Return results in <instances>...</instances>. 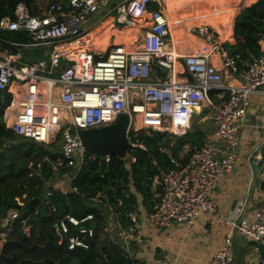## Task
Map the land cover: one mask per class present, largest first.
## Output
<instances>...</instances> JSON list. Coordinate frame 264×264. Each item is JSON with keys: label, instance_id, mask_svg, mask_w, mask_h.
<instances>
[{"label": "built area", "instance_id": "obj_1", "mask_svg": "<svg viewBox=\"0 0 264 264\" xmlns=\"http://www.w3.org/2000/svg\"><path fill=\"white\" fill-rule=\"evenodd\" d=\"M101 21L103 26L93 31ZM132 27H143L142 36L130 43H109L115 31ZM171 29L161 0H49L39 13H30L18 4L13 17L0 18V92L10 94L11 106L16 105L7 127L15 135L41 144L46 150L43 160L55 172L46 181L42 197L46 200L51 195L52 177L67 170L69 189L61 192L75 194L88 207H99L106 215L100 230L126 254L131 253V247L122 239L126 231L117 217L120 213L104 196L91 197L72 185L84 166L110 159V155H85L76 130L108 126L125 114L128 148L124 159L134 162L129 149L147 150L139 135L162 131L174 144L176 137L190 131L195 115L211 120L213 135L227 144L221 148L203 137L197 143L182 144L178 157L163 147L171 167L166 171L158 168L151 182L152 210L142 213L132 209L124 214L129 233L143 223L158 229L176 222L191 224L203 212L216 214L211 194L238 162L246 99L264 96V28L258 39L259 51L242 62V69L230 46L206 22L189 27L190 34L204 40L202 51L177 50L176 43L170 41ZM5 32L22 33L47 45L48 58L25 60L21 51L3 46ZM225 72L235 83L225 80ZM260 121L264 125V101ZM152 164L156 166V161ZM250 164H257L256 157L250 158ZM238 213L223 219L227 230L222 247L205 264H236L234 236L249 242L255 252L264 249V198L256 205L252 220ZM19 215L16 209L0 215V245ZM94 218L92 212L57 218L55 225L67 236L68 250L89 248L95 235Z\"/></svg>", "mask_w": 264, "mask_h": 264}, {"label": "trees", "instance_id": "obj_2", "mask_svg": "<svg viewBox=\"0 0 264 264\" xmlns=\"http://www.w3.org/2000/svg\"><path fill=\"white\" fill-rule=\"evenodd\" d=\"M39 1L44 6L38 7ZM232 1L237 11L245 5L234 19L233 40L230 46L232 55L242 69V62L247 61L250 55L257 54L259 49L258 39L264 28V0H256L253 3H250L253 0H229L228 3ZM48 2L49 0H0V18L13 17L18 4H23L30 13H39ZM181 2L182 0L174 3L170 0L168 3L175 6L181 5ZM211 7V4L205 7L198 6V10L204 12L203 16L188 15L190 21L194 20V17H197L198 21H203L206 19L205 15L210 13L213 16L208 18V23L222 30L218 26L221 23L218 21L219 15L213 10L210 11ZM222 17L223 15H220V18ZM231 21L232 16L228 17V23ZM5 33L6 40L9 38L17 41L26 40L22 33ZM10 99V94L0 92V215L13 208L14 204L26 207L35 197H39L42 202L29 216L32 223L27 225L28 233H23L25 222H21L22 215L14 220L11 230L4 235L3 243L0 245V264H51L50 261L52 264H136L135 260L127 258L123 249L100 230V223L106 215L104 216L99 207L96 205L88 207L86 202L75 194L60 190H52L46 200L42 197L45 183L54 171L43 160L46 150L41 144L35 142L40 146L38 149L35 148L32 142H25L6 126L3 112ZM198 134L197 130L188 131L184 136L176 137L174 144L171 143L169 134L162 131L139 135L138 139L144 142L147 150L129 149L128 152L135 159L134 162L110 156L108 162L89 163L82 168L72 185L86 191L91 197L104 196L105 202L120 213L117 217L125 224L127 221L124 214L132 209L138 210L136 194L141 196L145 210L147 212L152 210L155 198L151 182L158 168L166 171L171 167L161 149L168 147L173 155L178 157L182 144L195 143ZM152 160L156 161V166L152 164ZM89 212L95 216L92 223L95 235L89 240V248L68 250L67 236L55 225L57 218L67 213L81 217ZM70 230L73 231L74 228L70 226ZM260 256V264H264V249L261 250Z\"/></svg>", "mask_w": 264, "mask_h": 264}, {"label": "crops", "instance_id": "obj_3", "mask_svg": "<svg viewBox=\"0 0 264 264\" xmlns=\"http://www.w3.org/2000/svg\"><path fill=\"white\" fill-rule=\"evenodd\" d=\"M111 1L116 2L119 0ZM161 1L165 12H167L171 20L170 41L176 43L174 45L176 49L183 52H188L192 48L202 51L199 46L204 45V40L189 33L190 25L193 26L196 22H205L198 21L197 17H194L195 19L190 21V16L188 15H202V13L196 12L192 7L193 0H182L181 5L175 6L168 3L170 0ZM172 1L178 3L180 0ZM255 1L253 0L250 3ZM153 2L151 4L152 8L156 5V2ZM243 6H241L239 11H237V7L235 6H226V9L233 10L228 13V16L224 15L218 19L219 23L221 22L218 26L222 30H218L213 24H209L208 18L211 15L210 13H205L206 23L215 28L223 39L222 42H225L229 46H231L233 40L234 19L241 9H243ZM213 9L215 10L214 6L210 8V11ZM230 16H232V21L228 23V17ZM103 24L104 22L101 21L95 25L93 31L98 30ZM99 25L101 26L99 27ZM114 33L115 38H112L109 43L113 41L130 43L136 37L142 36L144 28H121ZM5 34H2L5 41L3 46L10 48L12 51H21L25 56V60L32 61L36 58H48L49 50L47 45L35 42L23 34L26 38L25 41H17L11 38L6 40ZM184 45L185 47H183ZM225 80L229 83H235L234 78L228 76L226 72ZM258 98L260 99L259 101ZM263 101L264 96L261 94L249 95L246 99L245 124L239 131V143L237 147L238 162L230 172L221 178L211 194L217 206L216 214L203 212L191 224L176 222L163 229L143 223V226L136 230L134 234H123L122 236V239H126L131 247L130 254H126L123 251L127 258L135 260L136 264H205L222 247L223 235L227 230L223 219L232 218L238 212L239 217L247 220L253 219L256 205L264 198V189L261 188V183L264 182V153H262V147H264V125L260 121ZM7 106L11 108H7ZM7 106L3 112V120L6 125H9L13 115L12 110L16 105L12 107L9 101ZM18 110L19 108L17 107L15 113ZM193 120L189 132L199 131L198 140L195 143L201 141L203 137H208L218 147L223 148L227 144L225 139L213 135L211 120H202L200 119V115H195ZM253 156L260 163L250 164V158ZM66 172L67 170H61L56 175L57 181L53 184V190L62 191L65 189L63 188L64 186L60 185L62 180L67 182L68 187V174ZM136 197L138 198V211L144 210V212H147L142 204L141 196L136 194ZM27 225L28 223L25 224L23 233H28L29 227ZM233 253L236 264L261 263L260 253L255 252L249 242L240 236L233 237Z\"/></svg>", "mask_w": 264, "mask_h": 264}, {"label": "water", "instance_id": "obj_4", "mask_svg": "<svg viewBox=\"0 0 264 264\" xmlns=\"http://www.w3.org/2000/svg\"><path fill=\"white\" fill-rule=\"evenodd\" d=\"M100 26L101 25H99V27ZM185 76L191 81V77L188 73H185ZM126 126L127 116L122 114L113 124L100 128L78 129L76 133L81 139L85 149V155H110L122 159L125 158L128 148ZM73 131L74 128L72 127L71 132ZM262 153H264V147H262ZM261 188L264 189V182L261 183ZM40 203L41 199L35 197L28 202L26 207L14 204L13 208L21 211L22 217L25 218L27 220L26 223L29 224L32 223L29 216L34 213L36 207ZM49 263L52 264L51 261Z\"/></svg>", "mask_w": 264, "mask_h": 264}, {"label": "rangeland", "instance_id": "obj_5", "mask_svg": "<svg viewBox=\"0 0 264 264\" xmlns=\"http://www.w3.org/2000/svg\"><path fill=\"white\" fill-rule=\"evenodd\" d=\"M40 2V1H39ZM229 2V0H199L198 2H192V6H193V8L195 9V11L196 12H200V13H204L203 11L201 12V10H198V6H208L209 4H211L212 6H214V8H215V10L213 9V11H214V13H218L217 15H219V17H218V19L220 18V15H226V16H228V13L229 12H232V10H229V9H226V6H227V4H230L231 6H235L234 5V1H232L231 3H228ZM42 6H44V4L43 3H39L38 4V7H42ZM245 7V5L243 6V8ZM191 9H192V7H191ZM212 11V10H211ZM233 15H234V12H233ZM97 16V15H96ZM213 15L211 14V17H212ZM210 17V18H211ZM203 20V19H202ZM206 20V19H205ZM205 20H203V21H205ZM206 22V21H205ZM191 26V25H190ZM204 45H202V46H199V47H203ZM260 99L258 98V101H259ZM194 121V120H193ZM6 126H8V124L6 125ZM22 140H24L25 142H32L33 144V146L35 147V148H40V146H38L35 142H33V141H31V140H29V139H25V138H23ZM34 151H36V150H34ZM55 181H57V178H53L52 177V181L50 182L51 184H54V182ZM60 185H62V186H64L63 188H65L66 190H68L69 188L67 187V182L65 181V180H62V182H61V184ZM8 212V211H7ZM141 212H143L144 213V210L143 211H141ZM127 221V220H126ZM128 222V221H127ZM123 223L124 224V230L126 231V233H125V235H129V234H134V233H129L128 232V225H129V223ZM123 236V235H122Z\"/></svg>", "mask_w": 264, "mask_h": 264}, {"label": "clouds", "instance_id": "obj_6", "mask_svg": "<svg viewBox=\"0 0 264 264\" xmlns=\"http://www.w3.org/2000/svg\"><path fill=\"white\" fill-rule=\"evenodd\" d=\"M46 155V154H45ZM44 158V157H43ZM53 175H55V172H54V174ZM42 202V201H41ZM11 209H15V208H11ZM10 209V210H11ZM17 210V209H16ZM9 211V210H8ZM19 211V210H18ZM19 213H20V215H21V211H19ZM22 220H24V222H25V224H26V222H27V220L25 219V218H23L22 217ZM22 220H21V222H22ZM24 222H22V223H24Z\"/></svg>", "mask_w": 264, "mask_h": 264}, {"label": "bare ground", "instance_id": "obj_7", "mask_svg": "<svg viewBox=\"0 0 264 264\" xmlns=\"http://www.w3.org/2000/svg\"><path fill=\"white\" fill-rule=\"evenodd\" d=\"M170 20V19H169ZM170 22H171V20H170ZM196 23H199V22H196ZM195 24V23H194ZM172 26V25H171ZM202 40V39H201ZM207 46V45H206ZM183 47H185V45L183 46ZM193 49H195V48H192V49H190L189 51H191V50H193ZM196 50V49H195ZM14 106V105H13ZM12 106V107H13ZM7 108H11V107H7ZM16 108V107H15ZM14 109V108H13ZM5 113H7V112H5ZM9 116H11V115H9ZM11 118V117H10ZM11 120V119H10ZM9 121V120H8Z\"/></svg>", "mask_w": 264, "mask_h": 264}]
</instances>
